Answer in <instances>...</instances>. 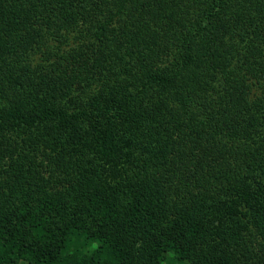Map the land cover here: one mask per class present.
I'll return each instance as SVG.
<instances>
[{
  "label": "trees",
  "instance_id": "trees-1",
  "mask_svg": "<svg viewBox=\"0 0 264 264\" xmlns=\"http://www.w3.org/2000/svg\"><path fill=\"white\" fill-rule=\"evenodd\" d=\"M166 253L264 264V0H0V264Z\"/></svg>",
  "mask_w": 264,
  "mask_h": 264
},
{
  "label": "rangeland",
  "instance_id": "rangeland-1",
  "mask_svg": "<svg viewBox=\"0 0 264 264\" xmlns=\"http://www.w3.org/2000/svg\"><path fill=\"white\" fill-rule=\"evenodd\" d=\"M94 245L89 244L88 242L84 241L80 236H75L72 240L67 244L65 248V252L68 254L72 253H83L91 250ZM162 264H187L179 260L173 253H166Z\"/></svg>",
  "mask_w": 264,
  "mask_h": 264
}]
</instances>
